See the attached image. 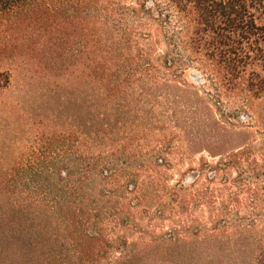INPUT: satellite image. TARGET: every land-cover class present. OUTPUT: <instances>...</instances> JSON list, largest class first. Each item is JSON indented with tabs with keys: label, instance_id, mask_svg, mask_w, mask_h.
Returning a JSON list of instances; mask_svg holds the SVG:
<instances>
[{
	"label": "trees",
	"instance_id": "16d2710c",
	"mask_svg": "<svg viewBox=\"0 0 264 264\" xmlns=\"http://www.w3.org/2000/svg\"><path fill=\"white\" fill-rule=\"evenodd\" d=\"M151 3L157 15L140 6L132 11L134 26L128 28L130 10L116 9L121 10L116 20V10L95 0H0V55L19 48L6 44L15 19H52L49 99L58 107L51 112L50 140L67 146L53 155L45 185L37 171L34 198L0 197V264H264V228L257 225L264 214L255 211L259 193L244 185L253 212L240 215L235 210L244 204L240 182H232L233 190L222 186L227 180L220 173L229 166L222 161L207 182L199 185V175L169 188L161 169L175 151L162 143L142 148V138L131 147L140 129L126 128L123 105L131 96L141 98L146 84L180 80L191 65L214 84L217 104L227 92L238 97L263 91L258 71L264 70V0ZM68 20L87 32L78 41L61 35ZM92 25L96 33L91 38ZM140 28L163 31L167 50L157 54L148 34L136 35ZM67 42L79 48L66 58L60 51ZM75 61L81 65L78 73L72 71ZM132 86L136 90L129 93ZM72 102L92 103L90 115L82 108L64 118L61 109ZM183 114L186 121L192 117L193 126L209 120L198 106ZM238 158L232 156L235 166ZM145 172L149 180L142 178ZM166 222L171 228L157 234L155 229ZM116 230L115 239H108L107 233ZM130 231L147 241H128Z\"/></svg>",
	"mask_w": 264,
	"mask_h": 264
},
{
	"label": "rangeland",
	"instance_id": "374dc122",
	"mask_svg": "<svg viewBox=\"0 0 264 264\" xmlns=\"http://www.w3.org/2000/svg\"><path fill=\"white\" fill-rule=\"evenodd\" d=\"M96 3H104L109 8L116 10L126 8L130 10L127 27L134 26L132 11L140 10V6H146L157 15V6L151 0H95ZM119 11L113 15L119 18ZM170 19L176 18L171 11H165ZM143 22L146 20L141 13ZM20 16L14 20V31L9 33L6 40L7 46L17 48L14 53H1L0 55V197L19 195L27 199L34 198V181L38 179L37 171L43 185L46 184V168L53 161V155L64 152L67 146L64 143L54 145L51 143L50 119L53 105L49 99V67L47 49L48 39L51 37V17H43L41 21L24 19ZM162 19V18H161ZM92 23V22H91ZM80 24V23H79ZM78 22L66 21L63 24L61 35L66 39L71 35L70 41H76L81 34L87 32L79 30ZM78 26V27H77ZM92 25L88 34L94 35L96 29ZM117 26V25H116ZM115 27V26H113ZM140 36L148 34L155 44L157 54H163L167 50L163 42L165 33L157 29L140 28L136 31ZM114 37H119V30L113 28ZM68 41V40H65ZM78 41V40H77ZM159 41V42H158ZM157 42V44H156ZM71 43V44H70ZM67 42L61 46V54L67 58V53L78 50L79 46L73 42ZM60 49V48H59ZM65 51V52H64ZM81 65L75 61L72 71L80 72ZM259 74L264 77V70L259 69ZM204 72L198 66H190L180 80H173L164 85L146 84L141 87V98L131 96L126 98L125 115L126 128L140 129L144 137L139 133L135 137L142 138V148L154 147L162 143L168 145L176 154L169 156L165 167L161 172L169 188H178L193 181L200 175V183L207 182L213 176V167L219 161L229 164L226 170L220 173V178L227 180L225 186L233 190L232 182H240L239 200L244 204L235 208L240 215L247 216L253 212L250 207L251 191L259 193L260 204L256 213L264 214V90L254 96H233L225 93L221 102L217 104L215 99V87L207 81ZM246 88V87H245ZM129 93H134V86L127 87ZM145 93V94H144ZM227 96V97H226ZM210 102V103H209ZM203 103V104H202ZM92 103L72 102L63 107V115L78 114L82 108L90 115ZM190 106L202 108L203 114L209 118L206 122L192 125L190 117L184 120L183 109ZM209 107V111H206ZM94 112L91 118H95ZM73 115V114H72ZM140 119V120H138ZM81 121H75L80 125ZM192 125V126H191ZM135 148V151H142ZM189 152L188 157L179 153ZM238 154V164H233L232 156ZM220 155H223L220 157ZM232 162V164H230ZM209 164L212 168H205ZM154 166V163H151ZM148 172L142 178L149 180ZM252 177V178H251ZM149 182V181H148ZM146 182V185H148ZM219 185L215 183L214 187ZM244 185H247L245 187ZM213 186V185H212ZM45 187V186H44ZM233 207L231 204L230 208ZM209 215L206 214V217ZM146 227V224L143 223ZM264 228V220L257 223ZM156 233H163L170 229V222L159 225ZM107 233V238L114 240L117 233ZM130 242L147 241V238L136 231L126 233Z\"/></svg>",
	"mask_w": 264,
	"mask_h": 264
}]
</instances>
